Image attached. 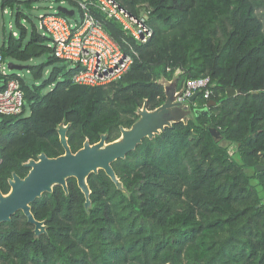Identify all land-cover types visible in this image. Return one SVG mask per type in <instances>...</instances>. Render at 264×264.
Here are the masks:
<instances>
[{
  "label": "trees",
  "instance_id": "trees-1",
  "mask_svg": "<svg viewBox=\"0 0 264 264\" xmlns=\"http://www.w3.org/2000/svg\"><path fill=\"white\" fill-rule=\"evenodd\" d=\"M55 1L69 5L77 21L85 3L132 63L107 85L76 83L78 67L54 55L21 0H0L2 10L14 9L8 32L0 31V54L24 65L9 76L29 104L27 114L0 115L2 193L12 172L27 173L28 159L63 153L60 123L69 124L72 151L103 133L112 141L137 119L144 100L148 109L164 101L162 80L176 76L180 89L207 76L209 100L219 105L114 161L125 192L99 170L87 179L88 210L71 177L67 194L55 185L31 203L45 233L35 236L21 212L1 223L0 264H264V169H256L264 164V0H114L147 25L144 41L106 16L97 0ZM229 87L242 93L227 96ZM207 101L201 93L191 106ZM224 141L235 144L238 159Z\"/></svg>",
  "mask_w": 264,
  "mask_h": 264
},
{
  "label": "water",
  "instance_id": "water-1",
  "mask_svg": "<svg viewBox=\"0 0 264 264\" xmlns=\"http://www.w3.org/2000/svg\"><path fill=\"white\" fill-rule=\"evenodd\" d=\"M57 12L69 17L74 14L73 9L65 6H57ZM10 70H21L24 65L19 63H8ZM164 85V101L154 109H148L147 101L144 100L141 107L137 108V119L130 127L120 126L118 138L108 141L107 133L100 135L97 142L90 143L85 139L82 146L72 151L67 141V129L69 124L60 123L57 126L59 142L62 145L63 153L55 157H48L41 152L37 157L30 158L23 163L27 173L20 177L15 172L8 178L9 190L6 193L0 191V224L8 222L11 217L21 212L27 223L33 226V233L39 236L46 232L45 220H38L31 211V203L41 197L45 192H51L55 185L62 187L65 194L68 193L67 179L75 178L78 188L84 195V208L91 206L90 187L87 179L91 173L99 170L105 172L116 188L125 192L121 181L117 177L112 163L117 159H123L134 150L145 138L151 139L162 132L173 123L182 121L186 123L189 119L199 114H206L209 108L219 105L210 99L203 108L192 107L191 104L199 96V91L193 92L187 99L181 100L185 83L180 89L176 88V76L170 81H161ZM235 92L242 93L241 89L229 87L227 96ZM211 131L218 135L215 129ZM258 171L264 169V164L256 165Z\"/></svg>",
  "mask_w": 264,
  "mask_h": 264
},
{
  "label": "built area",
  "instance_id": "built-area-1",
  "mask_svg": "<svg viewBox=\"0 0 264 264\" xmlns=\"http://www.w3.org/2000/svg\"><path fill=\"white\" fill-rule=\"evenodd\" d=\"M96 3L106 16L120 21L135 37L144 41L150 35L143 20L130 15L114 0H97ZM80 5L83 9L80 20L58 14L55 9L40 17L38 27L50 37L54 55L78 67L73 74L74 82L86 86L107 85L127 71L132 57L122 52L107 35L88 13L85 3L80 2ZM9 71L7 60L0 54V115L4 116L18 115L25 108L20 83L17 78L9 76ZM212 85L207 76L189 79L185 81L179 99H187L199 91L203 99L209 100Z\"/></svg>",
  "mask_w": 264,
  "mask_h": 264
},
{
  "label": "rangeland",
  "instance_id": "rangeland-1",
  "mask_svg": "<svg viewBox=\"0 0 264 264\" xmlns=\"http://www.w3.org/2000/svg\"><path fill=\"white\" fill-rule=\"evenodd\" d=\"M25 1H29L30 5L27 6L25 4ZM59 5L69 8V5L64 4V3L59 4L55 0H21V3L19 4V8L30 15L35 25H39L40 17L43 14L52 12ZM13 12H14V9L12 10L10 9V7H6L4 10H2L0 7V31H2V28L4 27L5 32H8L9 27L12 24V13ZM1 40L2 38L0 35V43H1ZM9 62L17 63L15 61H7V63ZM15 71L16 70H13V71L10 70L9 72L12 73ZM28 111H29V104L28 102H25V114H27ZM223 143L228 146V150L232 154L233 158L238 159V155L236 154L235 144L232 142H227V141H224Z\"/></svg>",
  "mask_w": 264,
  "mask_h": 264
},
{
  "label": "clouds",
  "instance_id": "clouds-1",
  "mask_svg": "<svg viewBox=\"0 0 264 264\" xmlns=\"http://www.w3.org/2000/svg\"><path fill=\"white\" fill-rule=\"evenodd\" d=\"M200 95V94H199ZM199 97V96H198Z\"/></svg>",
  "mask_w": 264,
  "mask_h": 264
}]
</instances>
